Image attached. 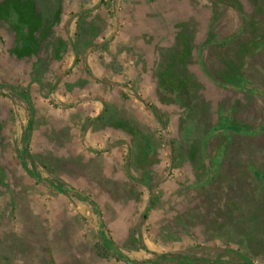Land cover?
Segmentation results:
<instances>
[{
    "label": "rangeland",
    "instance_id": "obj_1",
    "mask_svg": "<svg viewBox=\"0 0 264 264\" xmlns=\"http://www.w3.org/2000/svg\"><path fill=\"white\" fill-rule=\"evenodd\" d=\"M75 3L0 0V264H264V0Z\"/></svg>",
    "mask_w": 264,
    "mask_h": 264
},
{
    "label": "trees",
    "instance_id": "obj_2",
    "mask_svg": "<svg viewBox=\"0 0 264 264\" xmlns=\"http://www.w3.org/2000/svg\"><path fill=\"white\" fill-rule=\"evenodd\" d=\"M31 2H32V5H33L34 2L33 1H31ZM215 12L217 13V11H215ZM214 20H216V18ZM213 28H214V32L215 33L217 32L216 35H218V36L221 35V33L219 32V26H215ZM208 36L204 39V41H202L201 47L198 50V54H199V57H200V60H201V64L204 67V69L205 68L207 69V67L210 68V69H208V71H210L209 72V76H211L210 73L215 71V69H211V66H213L214 64L217 65L216 61H218L221 58V57H219V52L220 51H222V52L225 51V50L223 51L220 48H222L221 46H224L226 44V42L221 41V43H220V41H219V42H215V44L207 45V44H205V42H206ZM176 41H179V36L178 35L176 37H173L171 44L168 42L165 45H163V47H165V48H163V50L168 48L170 51L166 50V51L161 52V60L163 58L168 60V58H170L171 56H172V59H173V57L174 58L181 57V56L185 57V56H188V54L191 53L192 45L189 42V39H188L187 36H185L183 38V40L181 42H179V45H178L177 49L174 50ZM232 49L233 48H231V50ZM238 53H239V51H237V53H236L237 56H238ZM221 56L223 58H225L226 55H225V53H222ZM233 59H234L233 57H230L229 59H226V60H228V61L231 60L232 61ZM209 61H212V64H210ZM246 62L247 61H245V63ZM252 63L253 62L251 61V64ZM218 66H219V64H218ZM185 70H186V68H185ZM213 74L215 75V73H213ZM214 75L211 76V77L214 79V82L217 83L219 80H217L214 77ZM157 77L159 79L157 83H159V87L161 88V90L163 92L162 95H165L166 97H169V96L173 97L174 101L177 102V100H179L178 103H180L181 100L184 101V102H191L190 89L194 90V87L191 88V85H192L193 82L192 81L190 82L191 77L189 75L181 76V75H179L177 73V71H175L174 68H167L166 70L161 71L160 73H158ZM174 90L176 91L175 93H174ZM214 146L215 145L212 143L211 144V149H213ZM210 155H211V153H209L208 156L210 157ZM61 188H63V187H61ZM80 194H81V196L83 198L91 201V203L93 204L94 208L96 209V212H97L99 218H101L100 211L98 210V206L93 201V199H90L89 197H87L86 195H83L82 193H80ZM100 222L103 223V220L100 219ZM107 243L110 244V240H107ZM117 252H118V250H117ZM172 254L177 257V258H174V263H180V264H186L187 263L188 264L187 261H189V260L184 258L182 256V254L179 253V252H164V253H161L159 256L162 257V259H167L164 264H172L173 263V260H172V256L173 255ZM119 255H121V254H119ZM168 257H170V258H168ZM156 258L157 257L155 256L154 259H156ZM183 261H186V262H183ZM192 264H207V263H205V261L199 259L197 262H195V261L192 262Z\"/></svg>",
    "mask_w": 264,
    "mask_h": 264
},
{
    "label": "crops",
    "instance_id": "obj_3",
    "mask_svg": "<svg viewBox=\"0 0 264 264\" xmlns=\"http://www.w3.org/2000/svg\"><path fill=\"white\" fill-rule=\"evenodd\" d=\"M20 1H22L23 4H24V2H26V1H28V0H20ZM73 1L76 2V3L74 4L75 6H78V5H79V7H80V10H79L80 13H78L79 16H81V12L83 13V12H85L86 10H88L87 7H85L84 5H82V6H80V5L86 3V2L89 1V0H73ZM78 14H77L76 16H78ZM76 16H75V17H76ZM24 29H27V26H25ZM100 79H101V78H100ZM97 81H98V80H97ZM11 88H13L15 91H19L18 89H16V88H18V87H16V86H12ZM98 91H99V90H98ZM121 131H124V130H121Z\"/></svg>",
    "mask_w": 264,
    "mask_h": 264
},
{
    "label": "flooded vegetation",
    "instance_id": "obj_4",
    "mask_svg": "<svg viewBox=\"0 0 264 264\" xmlns=\"http://www.w3.org/2000/svg\"><path fill=\"white\" fill-rule=\"evenodd\" d=\"M25 33H26V30L24 29V30L22 31V35H24ZM31 45H32V47H35V46H36L34 43H31Z\"/></svg>",
    "mask_w": 264,
    "mask_h": 264
}]
</instances>
